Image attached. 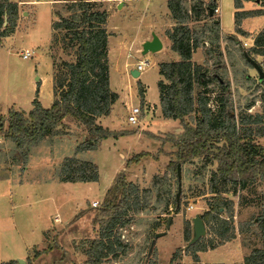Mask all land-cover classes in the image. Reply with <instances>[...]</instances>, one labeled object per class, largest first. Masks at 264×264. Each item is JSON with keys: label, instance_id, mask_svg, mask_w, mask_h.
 I'll list each match as a JSON object with an SVG mask.
<instances>
[{"label": "rangeland", "instance_id": "1", "mask_svg": "<svg viewBox=\"0 0 264 264\" xmlns=\"http://www.w3.org/2000/svg\"><path fill=\"white\" fill-rule=\"evenodd\" d=\"M20 1L23 8L18 9V18L23 20L15 36L0 38V116L4 118L12 110L11 105L30 110L37 89V99L49 107L53 101L51 73L65 72L63 63H74L77 59V45L67 43L63 29L53 31L50 48L46 49L54 14L55 20L69 16L66 5L71 0ZM91 1H99L100 8L109 14L105 25L110 33L107 45L109 85L118 96L110 113L99 116L96 123L111 131L135 132L124 135L126 137L114 142L110 149L103 146L104 139L97 140L95 150L80 152L76 156L93 161L97 166L100 188L106 186L110 177L111 186L115 176L122 171L127 181L136 183L140 190L149 188L152 192L149 206L134 216L131 225L119 229L122 241L127 244V252L118 254L111 261L112 255H109L103 264H195L186 251L188 242L183 235L184 223L189 221L193 238L192 220L208 209L213 195L209 179L217 164L202 156L195 157L180 165V176H177V165L175 168L173 162L177 147L170 139L182 132V126L175 119L164 122L161 109H157V82L162 79L167 83L158 72L159 63L178 58L165 33L172 27H169V17L161 12L162 8L167 9L166 5L161 0H108L111 2L108 7L107 2ZM191 3L193 0H186L187 5ZM218 3L222 30L228 33L234 23L233 0H218ZM249 5L253 6L245 3L244 7L249 8ZM151 15L167 23H162L163 26L155 31L163 39V48L143 53L142 40L150 36L154 22ZM263 20V17H256L245 21L244 26L250 32H257L264 25ZM202 25L205 22H201L200 28ZM235 36H223L221 57H217L214 50L206 54L207 50L202 48L203 51L199 49L194 54V59L207 69L210 89L218 90V81L213 78L216 74L229 81L235 114L237 117L251 115L252 122L244 131L249 128L248 137L262 144L264 136L258 131L264 128V82L259 80L246 55L259 63L263 70L264 55L259 56L251 50L252 47L245 46L243 36L236 43ZM25 48L33 51L28 59L22 58ZM201 52L205 61H201ZM141 57L149 60V66L134 77L129 69L134 68ZM32 83L35 84L33 90ZM140 87L144 92L143 99L138 92ZM194 90L196 93L199 88ZM208 98V105L215 109L216 92L208 93ZM145 101L149 103L143 108ZM136 105L141 106L140 122L131 124L127 120L129 108ZM6 127L7 122L4 130ZM95 137L69 115L59 124L55 134L36 144L25 143L19 147L0 134V264L19 256H27L24 264H89L86 250L91 239L98 235L99 224L94 218L105 193L99 194L93 186L85 183L61 182L57 176L63 160L74 156L79 144L93 143ZM139 153L145 155L138 161L133 160ZM220 186L226 189L220 196L232 202L230 222L235 227V237L225 242L226 246L203 254L205 260L215 263H200L245 264L244 257L262 246V238L253 223L264 210V179H257L244 189H235L230 184L223 186L220 183ZM95 199L99 204L94 207L91 203ZM221 215L226 217L227 213L222 210ZM56 216L60 218L57 222L54 220ZM50 224L43 241V230ZM156 233L162 234L156 236ZM201 239L205 244L220 241L207 228ZM177 249H181L179 256L172 260ZM37 251L40 254L35 256Z\"/></svg>", "mask_w": 264, "mask_h": 264}, {"label": "trees", "instance_id": "2", "mask_svg": "<svg viewBox=\"0 0 264 264\" xmlns=\"http://www.w3.org/2000/svg\"><path fill=\"white\" fill-rule=\"evenodd\" d=\"M241 1L234 0L235 7H240ZM97 2L99 1L71 0L66 5L70 15L61 16L52 22L53 31L63 29V38L67 39V43H76L77 59L74 63H63L65 72L53 74L54 99L51 105L47 108L41 105L37 99V89L31 102L32 108L27 113L12 109L7 118L0 116V134L19 147L25 143L36 144L46 136L55 134L67 115L75 118L96 136L93 143L88 141L79 144L75 155L63 160L57 176L63 182L97 181L98 170L93 161L82 160L76 155L95 150L97 140L135 132L111 131L96 123L99 116L110 113L111 105L118 97L109 85L107 45L110 33L105 26L109 14ZM259 2L264 5V0ZM167 7L174 25L165 33L171 42V50L177 53L178 58L159 63L158 72L167 83L159 79L157 87L162 115L178 120L182 126V132L170 139L177 147L173 162L176 168L177 164L191 162L195 157L202 156L206 161L213 160L217 164L209 179L210 193L213 195L208 202V209L200 217L205 228L216 234L220 241L217 244H211L212 241L205 244L199 237L189 243V221H185L183 229L184 239L188 242L186 251L195 264H201L198 252L214 249L235 237V227L230 222L232 202L220 195L226 191V184L235 189H244L255 180L264 179V141L262 144L255 143L248 137L249 128L244 131L245 126L252 122L251 115L237 117L235 114L229 81L216 74L213 78L218 81V90L210 89L207 69L192 61L193 52L203 46L206 33L218 35V21L212 20L210 25L205 22L199 29H192L189 22L208 18L209 11H214V3L208 2L204 7L202 0H195L189 8L186 0H167ZM260 12L261 10L236 12V28L238 29V20L243 14L249 16ZM17 19L18 4L11 0H0V38L14 32ZM217 41L216 38L211 40L213 47H209L206 54L214 50L217 57L222 56ZM251 50L264 55V28L255 36ZM259 80L264 82V76ZM195 87L199 88L196 93ZM138 92L143 99L141 87ZM211 92H216L218 98L215 109L208 105V93ZM5 122L7 127L4 130ZM258 133L264 136V128ZM144 155L145 153H139L132 159L138 161ZM151 196V189L140 190L136 183L125 179L122 171L115 176L105 192L101 206L97 208L98 215L94 218V222L99 224V231L86 250L89 264H103V260L109 255H112L111 261L118 254L127 252V244L122 241L119 229L132 224L134 216L149 206ZM222 210L227 213L226 217L221 215ZM254 222L262 238V246L244 257V262L264 264V210ZM238 227L240 229V224ZM180 250L174 251L172 260L179 256ZM39 254L40 251H37L35 256ZM2 264L19 263L10 260Z\"/></svg>", "mask_w": 264, "mask_h": 264}, {"label": "crops", "instance_id": "3", "mask_svg": "<svg viewBox=\"0 0 264 264\" xmlns=\"http://www.w3.org/2000/svg\"><path fill=\"white\" fill-rule=\"evenodd\" d=\"M54 1H57V0H54ZM101 1H103V2H107L106 4H108V7L110 6V4H111V2H109L108 0H101ZM151 1V0H150ZM203 1V5H204V7H205V5L208 3V2H213L214 3V8L213 9H215V8H218V11L215 13L214 11H212V10H210L209 11V17L208 18H205V19H200V20H194V21H191V22H189V26L193 29V28H195V29H199L200 28V24H201V22H202V24H203V22H207L208 23V25H210V23H211V21L212 20H217L218 21V35L217 34H213V33H209V32H207L206 33V37H205V40H204V43H203V46L202 47H199L198 49H196V51L195 52H193V54H192V58H193V60L195 61V62H197L198 64H199V61H196L195 59H194V54L200 49H202V48H204V49H209V46H211V47H213L212 45V42H211V40H213V39H218V41L216 42V44L217 43H219V45L221 46L220 47V50H223V44H224V41H223V36L224 35H232V34H235L237 37H238V39H237V37L235 36V37H233L234 38V40H235V42L237 43L238 42V40H240L241 41V37L243 36L244 37V44H245V46H250V47H252L253 46V44H254V39H255V36L264 28V25L256 32H250L245 26H244V23H245V21H249V20H251V19H253V18H256V17H263L264 18V5H261V3L259 2V0H242L241 1V6L240 7H235V5H234V0H233V5H234V18H233V20H234V23H233V29H231V30H229V32L227 33V32H224L223 30H222V23H221V19H220V7H219V3H218V0H202ZM13 2H16L17 4H18V9L19 10H22V8H23V5L21 4V1L20 0H18V1H15V0H13ZM164 3V6L166 5V8L167 9H165V8H162L161 6H160V8H162L161 9V12L163 13V15H165V16H167V17H169V27H171V26H173L174 25V20H173V18L171 17V14H170V11H169V9H168V7H167V0H161V3ZM193 2H195V0H193ZM160 3V5H162ZM245 3H250V4H253V6L251 5H249L248 7L249 8H245L244 7V5H245ZM190 5L191 4H189L188 5V7L190 8ZM160 8L158 7L157 9H159L160 10ZM256 10H261V12H260V14H253V15H249V16H245L244 14H243V16L241 17V18H239L240 20H238V24H237V27H238V29L236 28V22H235V13L236 12H249V11H256ZM207 10H205V12H206ZM160 12V13H161ZM24 13H26V12H24ZM159 15H161V14H159ZM55 14H54V16H53V18H52V20H51V37H50V40H49V42H48V44H47V46H46V49H49L50 47V44H51V42H52V34H53V29H52V22L55 20ZM151 18H152V15L150 16ZM158 17H153L152 18V21H154L153 22V24L151 25V27H150V29H151V32H149V34H150V36H147L146 38H144L143 40H142V43L141 44H143L145 41H147V40H150V39H152V37H153V35L155 34V35H157L158 36V32H155V31H158V28H161V26H163V24L165 25V24H167V23H165V21L164 20H162L161 18L159 19V20H156ZM172 21H171V20ZM23 20V18H21V17H19L18 18V20H17V23H16V27H15V29H14V32H12V35L11 36H7L6 38H9V37H12V36H15V34H16V31H17V29H18V27H19V25H20V23H21V21ZM163 23V24H162ZM200 23V24H199ZM263 23H264V20H263ZM162 24V25H161ZM192 24V25H191ZM203 26V25H202ZM172 28V27H171ZM159 37V36H158ZM211 38V39H210ZM159 39L161 40V42H162V48H163V39L162 38H160L159 37ZM168 39V38H167ZM250 40V41H249ZM210 47V48H211ZM161 48V49H162ZM202 51H203V49H202ZM142 52V51H141ZM140 52V53H141ZM32 54H33V51H32ZM31 54V55H32ZM203 53L201 52V61H205L206 59H205V57H202V56H205V55H202ZM259 56H260V54H258ZM210 57V56H209ZM23 59H28V58H23ZM134 68L133 67H131V69H129V71H130V73H131V71L133 70ZM141 73H139V75H140ZM138 75V76H139ZM51 79H52V84H53V73H51ZM31 85H33V86H31V90H33L34 89V87H35V84H31ZM52 96H53V99H54V95H53V91H52ZM32 102V101H31ZM40 102V101H39ZM53 102V101H52ZM159 102V101H158ZM41 103V102H40ZM147 103H149V102H147V101H145L144 102V107L146 106V104ZM43 107H46V105L44 104H41ZM151 106H152V104H151ZM12 109H15V110H20L18 107H16V106H14L13 107V105H11L10 106ZM31 108H32V103H31ZM47 108V107H46ZM153 108V107H152ZM155 108V107H154ZM157 109L158 110H160V104L158 103V106H157ZM10 110V109H9ZM8 110V111H9ZM0 111H1V109H0ZM23 111H25V112H28L29 110L28 109H26V110H23ZM161 112V111H160ZM163 120H165L164 122H169V121H173V120H171V118H164ZM129 135V134H128ZM128 135H126V136H128ZM126 136H119V138H117V139H114V138H110V137H108V138H105L104 140H103V146H107V147H109V149L111 148V147H114V145H115V143L114 142H119L120 140H122V138H124V137H126ZM108 149V151H110ZM86 152H88V151H86ZM79 154V153H78ZM77 154V155H78ZM100 179H101V176L99 177ZM36 181H39V180H36ZM61 182H63V181H61ZM99 180L98 181H95V182H93V181H90V182H81V183H85V184H88L89 186H93V188H95L96 190H97V192L100 194V193H102V194H104L105 193V191L107 190V188H108V186L110 185V183L112 182V178L110 177V179H109V182L106 184V186H104V187H101L100 188V185H99ZM40 183V182H39ZM73 183H79V182H73ZM42 184V183H41ZM44 184H46V183H44ZM47 185V184H46ZM41 186H43V187H45L44 185H41ZM47 187V186H46ZM96 200V199H95ZM92 201H94V200H92ZM84 208V207H83ZM82 208V209H83ZM57 218L56 219H54V220H56V222L57 221H59L60 220V218L58 217V216H56ZM67 222H69V220L68 221H66L65 223H67ZM54 226V225H53ZM50 228H51V224L49 225V228H46L45 230H43V241H44V239H45V234H46V232L48 231V230H50ZM220 246H226V244H223V245H220ZM220 246H218V247H220ZM217 248V247H216ZM216 248H214V249H216ZM214 249H209V250H207V251H200V252H198V256H199V258H200V261L201 262H206V263H215V261H212V260H205L204 258H203V254H209L211 251H213ZM25 258H27V256L25 257ZM25 258L23 257V256H19L16 260H19V259H23V260H25ZM10 260H14V258H11ZM3 263V262H2ZM1 263V264H2Z\"/></svg>", "mask_w": 264, "mask_h": 264}, {"label": "water", "instance_id": "4", "mask_svg": "<svg viewBox=\"0 0 264 264\" xmlns=\"http://www.w3.org/2000/svg\"><path fill=\"white\" fill-rule=\"evenodd\" d=\"M162 48V42L159 39V37L157 35H153L152 39L145 41L142 44V52H148V51H159ZM247 59L250 61V63L253 65V68L256 70L259 79H261L264 76V70L262 69L261 65L259 63H257L254 59L248 57ZM131 74L134 77H138L139 72L136 69H133L131 71ZM177 176L179 178L180 176V164H177ZM193 222V231H194V236L193 238L190 239L189 243H192L193 241L197 240L199 237H201L204 232H205V225L201 219L200 216H195L192 220ZM169 220L167 222V226H169ZM162 233H156V236H159ZM19 264H24V260L23 259H19L18 260Z\"/></svg>", "mask_w": 264, "mask_h": 264}, {"label": "built area", "instance_id": "5", "mask_svg": "<svg viewBox=\"0 0 264 264\" xmlns=\"http://www.w3.org/2000/svg\"><path fill=\"white\" fill-rule=\"evenodd\" d=\"M218 11V8L214 9V12L216 13ZM32 54V50L25 48L22 50V58H28ZM149 66V60L147 58L141 57L138 59V61L135 63L134 69H136L139 73H141L144 69H146ZM144 108V106H143ZM145 109H143L144 111ZM141 113V106L136 105L129 108V113L127 116V120L131 124H139L140 118L139 115ZM92 206H97L99 202L97 200L92 201Z\"/></svg>", "mask_w": 264, "mask_h": 264}]
</instances>
